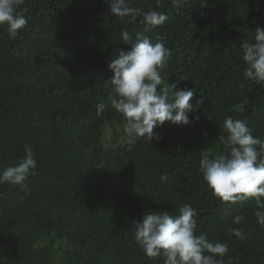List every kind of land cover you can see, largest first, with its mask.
I'll list each match as a JSON object with an SVG mask.
<instances>
[{"label":"trees","instance_id":"16d2710c","mask_svg":"<svg viewBox=\"0 0 264 264\" xmlns=\"http://www.w3.org/2000/svg\"><path fill=\"white\" fill-rule=\"evenodd\" d=\"M110 2L24 0L17 39L0 25V172L26 144L36 159L25 190L0 184V264H163L137 246L132 221L147 211L175 214L184 203L198 213L196 235L228 243L223 264H264L254 200L220 202L198 170L205 152L228 151L218 139L228 116L264 139V87L243 77L240 55L264 28V0H184L180 8L130 0L135 22L112 16ZM152 10L168 20L145 31L142 13ZM122 29L133 40L162 41L172 53L165 83L195 91L190 123L166 121L154 129L159 140L128 142L124 118L109 105L108 64L128 48Z\"/></svg>","mask_w":264,"mask_h":264},{"label":"clouds","instance_id":"9594fccd","mask_svg":"<svg viewBox=\"0 0 264 264\" xmlns=\"http://www.w3.org/2000/svg\"><path fill=\"white\" fill-rule=\"evenodd\" d=\"M24 0H0V25L7 26V35L17 39L27 24L25 16L17 9ZM184 0H171L180 8ZM110 14L136 21L139 10L130 6V0H111ZM26 11V10H22ZM140 23L145 31L163 25L168 16L152 10L142 13ZM127 50L119 49L116 58L108 64L112 72L109 79L112 92L109 105L125 120L123 133L130 143L137 138L148 142L161 137L154 131L167 121L172 125L190 123L189 113L195 106L189 101L195 91L180 89L176 83H165L162 76L171 50L162 41L152 42L149 36L137 33L133 40L126 29L120 32ZM240 55L246 65L243 77L264 87V28H256L250 40L240 45ZM179 80H185L180 78ZM197 104L202 101H197ZM106 110L104 102L96 106V115L102 116ZM192 119L199 120V116ZM225 135L218 136L221 143L229 148L225 153L211 155L205 152L199 160V172L212 195L222 203L236 204L248 199L256 204L257 223L264 227V139L254 136L245 120L228 116L223 122ZM25 155L12 166L0 172V184L10 183L25 190L26 179L36 168V159L30 145L24 146ZM167 176H161L166 180ZM198 213L190 204H181L175 214L169 211H147L139 221L133 220L134 240L146 257L163 258V264H223L229 251L226 242H211L205 235H196ZM237 215L233 222L240 224ZM235 236L242 233L231 230Z\"/></svg>","mask_w":264,"mask_h":264}]
</instances>
